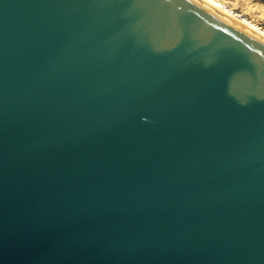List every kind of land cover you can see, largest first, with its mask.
Wrapping results in <instances>:
<instances>
[{
    "label": "water",
    "instance_id": "1",
    "mask_svg": "<svg viewBox=\"0 0 264 264\" xmlns=\"http://www.w3.org/2000/svg\"><path fill=\"white\" fill-rule=\"evenodd\" d=\"M0 264H264V39L199 0H0Z\"/></svg>",
    "mask_w": 264,
    "mask_h": 264
},
{
    "label": "rangeland",
    "instance_id": "2",
    "mask_svg": "<svg viewBox=\"0 0 264 264\" xmlns=\"http://www.w3.org/2000/svg\"><path fill=\"white\" fill-rule=\"evenodd\" d=\"M264 34V0H213Z\"/></svg>",
    "mask_w": 264,
    "mask_h": 264
},
{
    "label": "bare ground",
    "instance_id": "3",
    "mask_svg": "<svg viewBox=\"0 0 264 264\" xmlns=\"http://www.w3.org/2000/svg\"><path fill=\"white\" fill-rule=\"evenodd\" d=\"M199 1L204 3L205 5L213 8L214 10L220 12L221 14L227 16L228 18H230L231 20H233L237 24L241 25L242 27H244L247 30H249L252 33H254L255 35H257V36H259V37L264 39V34L261 31H259V29L255 28L251 24L247 23L245 20L237 18L231 12L223 9L217 2H215L213 0H199Z\"/></svg>",
    "mask_w": 264,
    "mask_h": 264
}]
</instances>
